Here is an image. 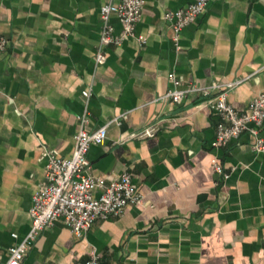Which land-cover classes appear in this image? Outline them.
<instances>
[{
	"label": "crops",
	"instance_id": "1",
	"mask_svg": "<svg viewBox=\"0 0 264 264\" xmlns=\"http://www.w3.org/2000/svg\"><path fill=\"white\" fill-rule=\"evenodd\" d=\"M192 1L145 0L136 24L145 42L110 46L98 65L102 0H0V34L10 42L0 55V262L31 228L46 149L70 156L88 111L89 130L126 113L88 157L105 183L130 171L144 201L81 237L55 221L22 264H74L92 247L104 264H264V152L253 149L254 135L213 147L220 117L203 97L159 100L174 87L172 73L183 85L247 77L228 100L248 111L264 93V0H209L176 34L163 15ZM110 22L120 33L117 15ZM151 124L155 137H123ZM215 158L228 178L214 171Z\"/></svg>",
	"mask_w": 264,
	"mask_h": 264
},
{
	"label": "built area",
	"instance_id": "2",
	"mask_svg": "<svg viewBox=\"0 0 264 264\" xmlns=\"http://www.w3.org/2000/svg\"><path fill=\"white\" fill-rule=\"evenodd\" d=\"M102 1L101 36L95 56L98 65L106 61L107 49L110 46H119L134 37L145 42V37L136 33V24L142 16L145 0ZM208 2L209 0H193L186 7L167 10L163 15L164 20L178 34L195 21ZM114 14L121 22L120 33H116L110 22ZM9 43V39L0 34V55L8 49ZM169 77L174 87L160 96L159 100L178 103L190 95H197L203 97L204 103L220 117L216 136L212 141L213 147L226 146L232 139L249 131L255 137L253 149L264 152V136L261 132L264 126V93L255 96L249 104L248 111L244 112L235 108L228 100L229 93L243 84L247 77L214 82L210 85L193 83L183 85L173 73ZM92 94V86L83 91V96L87 100ZM125 116L126 113H122L110 119L105 125L89 130L86 127L89 113L85 111L78 117L80 128L74 136V149L70 156L64 157L46 149L45 181L32 198L31 228L24 237L9 247L8 258L0 264H22L39 234L57 220L63 221L76 236L81 237L96 221L120 216L128 205L144 201V195L133 183L130 171H125L109 183H105L103 176L93 173L88 157L92 145L104 144L107 141L108 127L110 125L121 126ZM158 131V124H151L136 131H127L123 137L142 140L155 137ZM212 166L215 172L225 178L230 176V172L224 170L218 159H213ZM98 188H103V191L97 195L95 191ZM12 237L19 238L15 232L12 233ZM74 264L104 263L101 254L92 247L85 261Z\"/></svg>",
	"mask_w": 264,
	"mask_h": 264
}]
</instances>
